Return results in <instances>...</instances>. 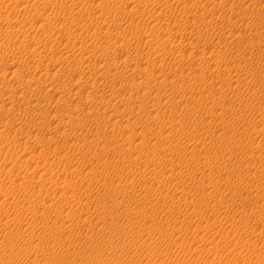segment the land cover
I'll return each instance as SVG.
<instances>
[{
	"label": "rangeland",
	"instance_id": "1",
	"mask_svg": "<svg viewBox=\"0 0 264 264\" xmlns=\"http://www.w3.org/2000/svg\"><path fill=\"white\" fill-rule=\"evenodd\" d=\"M226 1L227 0H225V3ZM155 2L154 4H161L160 2L158 3V0ZM243 3L244 0H228L225 5L226 9L216 8L213 17L207 16L206 19H208L202 22L204 25L202 26V24L198 23L197 25L199 26L192 31L195 36L200 35L199 37L204 39H202L200 43L194 40L192 46L195 43H198L200 46L205 45L210 47L209 51L212 50L213 52H216L219 50L218 54L221 56V58H219L221 60L216 61L217 65L220 66V68L235 66L234 70L239 74L242 73L241 77H243L244 72L246 73L245 76L248 83L242 88V91L239 92L240 104L238 106L234 105L230 111L223 110L220 117L224 124L222 128L214 129L203 127L199 130H191L189 128L177 129L174 139L178 140L177 143L180 144L182 149H186V156L180 158L179 165H175L176 161L173 154H167L164 163L160 161L157 162V157L151 148L152 146L148 145L147 142L139 145L138 142H132L125 137L127 134H133L135 132H142L145 137L151 135L153 139L159 136L168 137L169 135L167 134V131L160 132L155 130V123L153 121H145L144 112L138 113L136 116H128L125 112L121 111L123 106L119 102H101L99 96L105 95L107 86H109L110 83L104 87L98 83L92 84V80L90 79L87 88H82L81 91L74 94V90L71 89L72 87L65 82V76L68 73L66 72L67 64L63 63L62 66H57V71L60 72L57 73V81L59 80L57 85L56 83H51V85H48L45 88L39 87V90H37V87L34 85L47 83L51 78L53 69L50 68L48 75L47 72L40 75V70H36L35 73H33L34 62H32L30 56L22 57L20 61L15 63V66H17L13 69H16L18 73L23 75H26L28 72L33 73L34 79L31 84H27L24 87L15 79H9L7 76H0V93L10 92L14 95L24 93L26 95L24 97L25 100H28L30 97V100H32L31 103H34V105L32 104L33 109L36 111L40 110L39 118L44 114L41 121L40 119L38 121L37 117L32 121L28 115L26 116V114L21 113V111H17L15 106H13L12 109H8V111L0 109V145L5 143L4 141L6 139V141H13L14 147L21 148L23 145L26 146V148H31V150H27L29 153L27 154V157L29 156L33 158V162H35V165L32 163V165L28 164L29 166H27V168H20L18 174L19 177H21L22 174L30 176H36L38 174L36 171H31H34L33 168L36 165V168H40L43 163L46 164L47 162H37L34 153L35 151L32 150V146L34 144L47 146L46 143L52 138L54 143L50 140L48 144L50 146L48 147H52L57 151V157L61 162L58 165L59 161L57 159L56 169L54 161L50 160V163L48 162V164L52 167L46 164L49 171L46 172L44 177L52 175V169L53 173L58 170L57 179L62 180L63 178L65 180L62 182H68L67 180L72 179L75 174L78 173V176L81 178L86 189L90 190L99 199L104 197L106 200L111 201V206H109L111 207L110 209L103 210L99 208V210L91 212L89 216L86 215L88 220L85 222V225L88 224L90 227H95V229L98 230H95L97 235L94 232V234L87 235L83 230H79L73 231V234H59L60 237L72 235L74 238L73 244L82 245L89 244L94 239H105L103 238V234H105L106 231L112 232V240H114L117 235L124 238V233L127 232L133 233L134 235L136 233V237H139L141 240L146 238L144 241L145 244L150 245L142 251L132 250V247L128 246H124L118 250V253L122 256L128 254L129 257H125L124 262L128 261L129 264H159L160 262H162L161 264H264V123H253L255 117V121H259L260 119L264 120V61L255 62L256 60L254 61L253 59L252 63H247L245 61L237 63L238 61L235 59L234 51L236 50V47L234 42H232L235 36H239L241 39L240 41L243 43L249 40L260 46L261 49H264V11L257 9L259 5L264 6V0H255L254 5L250 6L245 12H243V18L228 10L233 8L232 10H235L234 12H236L237 7ZM109 4L110 3H106V6ZM132 4H123L122 7L124 10L126 9L125 11L130 10L132 7L138 10L140 9V7L137 8L135 4L134 6H132ZM209 5L208 7H210ZM157 6L158 7L156 8L159 10L160 5ZM107 8L109 9V7ZM181 8L182 5L177 7L174 5L170 10L169 8L162 9L160 7L166 15L163 14L164 17H162L165 18V20L160 18V20H157V23L154 22V24L156 23L155 29L156 31L158 30L157 33L165 27L171 26L173 23L176 24V22H182L181 28L184 29L185 27L186 29L187 26L184 24L192 22L195 17V21L198 20L197 18H199V14L202 13L203 9L194 10L186 15L183 13L184 16L179 13L182 10ZM49 10L51 9H48V11ZM59 11L62 14L65 12L64 9L57 7V12ZM136 12L127 16V19L125 18L126 20L123 19V21H120L122 28L119 31L120 33L118 32L117 34L120 37L116 35L117 32H113L114 36H117L118 38L125 36V34L128 36L129 33L126 28L131 19H134V22H141V29L134 30L136 32L133 31L134 37L141 39L140 37L149 34V30L148 28L146 30L145 26L146 24H152L148 21L145 13H142L141 15L138 13L139 11L136 10ZM113 14L114 13L111 12L110 18L113 17ZM217 15L220 16L218 17ZM115 16L116 18L118 17L117 19H120L119 17L121 15L114 14L112 19H115ZM251 16H254L256 19L253 20ZM182 18H184V20ZM210 19L212 22H210ZM230 21L232 22L230 23ZM122 22H124L125 25ZM215 26H218L217 29ZM142 27L145 30H143ZM57 30H60V32L57 31L59 32V34L57 33V37L59 38L61 37L59 35L63 33L64 28ZM259 31H261V33ZM143 32H145V35H142ZM131 36L132 34L129 37ZM137 47L141 48V46L138 45ZM180 47L179 44L174 43V45L170 47V49L172 48L170 51L178 52L185 50L182 48L180 49ZM138 48L137 51L139 50L140 52V49ZM31 49L34 50L32 47ZM192 50H194V48ZM185 51L188 53L190 50L187 51L186 49ZM185 51H183L184 54H186ZM58 54H60V52ZM58 54L57 56H59ZM248 54L252 57L256 56L255 51H249ZM124 55L125 57H122ZM133 55V52H127L121 55L119 60L121 61L125 58V67L131 68L129 65L132 66L135 62ZM208 56L210 55L204 54V56H202L203 58L200 57L198 61L196 60L197 62H195L194 67L188 66L187 62L184 60L178 63V68L173 66L175 69L170 70L167 76L169 85L176 90L178 89L173 97L168 96V92L164 90L154 93V82L150 80L148 72L146 74L148 82L143 83V85L140 83L137 88L138 91L134 90L136 91L134 92L130 88L124 89L120 92V97L122 99H127L129 97H127V95L130 91V95L132 92V96L130 97H135L136 99H134L137 100L136 102H139L140 97L137 98V96H139V94L141 96V93L148 89L151 90L152 93L144 102V107L147 109H151L152 107L150 116H152L158 109L164 110L163 107H165L166 101L171 102L174 100L178 106L175 108L168 107L164 112L168 113L169 110H171V113H174V121H182L184 123L188 121L192 124L203 123L209 120L212 114H217L219 110L216 107L220 106V103L216 104L215 108L207 106L202 114H199L198 111H196L198 110L197 106L201 105V103L199 104V100H197L195 94H211L214 89L220 87L219 83L214 84L213 88L208 84L211 80L210 75L205 78L204 83L192 81V79L198 76L196 74L200 72V69L204 67L206 63L205 61L211 63V58ZM151 57L152 56H150V59H153V57ZM93 58L94 57L91 56L92 60H94ZM57 59L60 58L57 57ZM142 62H144V60H142ZM45 63V60L40 62V69L48 71L49 65H46ZM127 63L130 64L128 65ZM195 66L198 67L195 68ZM127 68H125V70ZM165 68L166 67H164V69ZM121 69L123 70V68H120L118 71H122ZM61 71H63V74H61ZM165 72H167L166 69ZM233 74V72L223 73L221 82L227 83V80L233 78ZM261 74L263 76H261ZM85 75L88 76V74L85 73H80L79 76L86 77ZM59 77L60 79H58ZM255 83L258 84V87L255 86ZM62 85L63 89L61 88ZM48 89L49 93L44 95L45 90ZM134 89H136V87ZM133 93L137 95L135 96ZM190 94L194 95V97H188ZM63 105L67 107H64ZM68 105L70 106V109ZM71 107L72 109L73 107L75 108L72 110ZM250 110H258L259 113L256 116L250 113ZM44 112H46V114ZM60 113L62 114L60 115ZM52 114L54 115V118ZM85 114H88L89 120H92L91 122H88L87 125L85 124V126L78 128L79 123L84 120ZM61 116H63L62 119ZM27 119L30 122H27ZM68 120L69 122H75L74 128L68 126ZM19 121H25L26 128H29L31 125L36 126L38 123L40 124V127H44L41 128V130L43 129L44 131L42 130L40 133L41 136L39 134L35 135L36 139H34L35 136L34 133L31 134L32 132L29 133L31 134L30 136L29 134L27 136L26 132H22L21 135L15 131V128H10L8 126L6 128L3 127V124L10 125L11 123L15 125L19 123ZM28 123L30 124L28 125ZM38 124L37 126L39 127ZM172 124L174 123L169 120L164 128L168 129L167 126ZM123 126H126V128H122ZM173 126L177 128V126ZM253 126L255 127L254 129ZM27 132L29 131L27 130ZM84 132L95 135L98 134L99 137L106 133L108 136L107 142H103L102 138L98 141L93 140L90 136L85 138ZM43 133L46 135H43ZM145 139L147 140V138ZM42 143L45 144L43 145ZM75 143L76 146L78 144L79 150L77 149V153L80 151L84 156L87 155L86 159H80L76 155L77 150H73V148H77L74 146ZM162 146L168 145H158L157 148H161ZM13 152H15V154ZM13 152H9L12 153V155H10V157H12L10 158L11 160L5 164L6 167L14 164L20 155L18 154L17 149ZM14 156H16V158ZM14 159L15 161L13 162ZM212 159L215 160L214 164L212 163ZM108 161H112L113 164H108ZM163 164H165V166H163ZM128 165L139 171L120 181H115L114 183L117 187L110 188L108 186L109 181H107V178L103 175L122 172L127 170ZM160 165L163 170L161 167L159 168ZM222 165L231 169L237 177L233 180L231 179L229 182L227 173L220 169ZM63 169L73 170H67L64 172ZM170 169H173L175 173L180 174H185L188 170H191L194 173L191 180H182L173 176L168 182L166 181L164 183L163 188L170 190L169 194L173 198L172 201L165 202L161 200V198L157 197V191L150 190L148 187L141 191H135L130 197L122 196V188L128 186L130 182L132 187H136L140 182L142 184L143 182H162ZM204 169H209V172H204L203 174L200 173V171ZM159 171L161 172L158 173ZM93 174L100 175V177L93 181L91 179ZM52 176L54 178L56 175L54 174ZM221 178H225V180H221ZM197 180H200L203 187L198 186ZM23 185L24 187H27L28 182L25 181ZM181 187H183V193L178 192ZM81 188H83V186H81ZM133 189L136 190L135 188ZM221 189L224 190V199L220 204L215 196ZM65 190L66 189L62 186H59L53 197L55 210L53 209V211H46L47 213L43 212L37 214L36 220L44 221L47 217L48 219L45 220H49V218L50 220H53L56 216L57 220H60L61 216L67 212L72 222L79 226L77 217L81 215V213L74 208L66 209L59 204L60 200H70V194L65 193ZM49 191L50 189L47 190V192ZM198 194H200V196ZM169 204L171 208H168ZM7 206L5 205L4 208L7 210L12 209L11 206ZM86 216L83 217L86 218ZM231 225L237 226L238 229L240 227V229L231 234V232H228V230H232ZM98 228H102V231ZM77 232L78 234L76 235ZM84 233L86 235H84ZM242 233H244V235ZM78 235L80 236L78 237ZM48 240L52 239H44L42 241L43 249L44 251L49 252L53 258L57 256V264L60 258H63L64 256L67 257L68 254H72L73 256L77 255V257H80V259L85 262H89L90 258L94 256L89 253L90 251L85 252L81 249L76 250V248H70L68 244L54 245L53 248H49L50 245L45 242ZM17 245L21 246L20 243ZM129 245L132 246L131 243ZM152 246L159 248L161 251H155ZM121 255L120 258L123 259ZM106 257L110 259L109 261L114 262L115 255L113 253H108Z\"/></svg>",
	"mask_w": 264,
	"mask_h": 264
},
{
	"label": "bare ground",
	"instance_id": "2",
	"mask_svg": "<svg viewBox=\"0 0 264 264\" xmlns=\"http://www.w3.org/2000/svg\"><path fill=\"white\" fill-rule=\"evenodd\" d=\"M155 1L157 0H0V76L2 77L7 76L9 79H15L25 87L27 84H31V82H33L34 79L33 73H35L36 70H40V75H43L45 72H47L48 75L50 72V68H52L53 72L51 73V78L47 83L41 85H34L37 87L36 89L39 90V87L45 88L46 86L51 85V83H56L57 85V82L59 81V80L57 81V75H58L57 73H60L57 71V66L59 67L62 66L63 63H66L67 64L66 72L68 74L65 76L66 77L65 82H67L68 85L72 87L71 89L74 90V94H77L79 91H81L82 88H87L90 79L92 80V84L98 83L100 85H103L104 87H106L107 84L110 83L109 86H107V91L105 92V95L99 96L101 102H105V103H109L110 101H113L114 103L119 102L123 106L121 111L125 112L128 116H136L138 113L144 112L145 121H149V120L153 121L155 123V130H158L160 132L167 131V134L169 135L168 137L159 136L153 139L151 135L145 137V135L142 132H135L133 134H127L125 137L131 140L132 142L135 143L138 142L139 145H142L144 144V142H147L148 145L152 146L151 148L153 150V153L157 157L156 160L157 162L160 161L164 163L165 156L167 154H173L176 161L175 165H179L180 158L182 156H186L185 153L186 149H182L180 147V144L177 143L178 140L174 139L177 129L189 128L191 130H199L200 128L203 127L214 128V129L222 128L224 124L220 117L223 110L230 111L234 105L238 106L240 104L239 92L242 91V88L248 83V81L246 80V76H245L246 73L244 72L243 77H241L242 73L241 74L237 73L234 70L235 66L232 67L227 66L225 68L221 67L222 68L221 69L220 66L217 65L216 61L221 60L219 59L221 58V56L218 54L219 50L216 52L210 50L211 51L210 52L209 51L210 47H207L205 45L200 46L198 45V43H195L192 46V42H194V40L200 43L203 39L199 37L200 35L195 36L194 32L192 33L193 29L199 26L197 25L198 23L202 24L203 26L204 23L202 22L208 19V18L206 19L207 16L213 17L215 15L216 8L226 9L225 5L228 0L226 1V3L225 0H164V1L158 0V3L160 2L161 4H154ZM254 2L255 0H244V3L241 4L239 7H237L236 12H234L235 10L234 11L232 10L233 6L231 7L232 9H228V8L227 9L230 10V12L235 13L237 16H241L243 18L244 17L243 12H245L250 6H253ZM106 3H110V4L106 6ZM127 3L128 4L133 3L132 6H134L135 4L136 7L137 8L140 7V9L138 10L132 7L133 9L130 8V10L125 11L126 9L124 10L122 5L123 4L126 5ZM137 5H142V6H137ZM157 5H160L162 9L169 8V10L170 8H173L174 5H176V7L182 5L181 8L182 10L179 13L180 14L185 13V15L188 14L189 12H193L194 10L196 11L197 9L200 10L201 8L203 9H202V13L200 12L201 14H199V18H197L198 20L195 21L196 18L195 17L193 19L194 21L192 20V22H189L188 24H184L187 26L186 29L185 27L184 29L181 28L182 22L181 23L176 22V24L173 23L171 24V26L165 27L164 29H162L160 32L157 33L158 30L156 31L155 24L158 22L157 20H160V18L164 17L163 14L166 15L164 11L160 9V7L159 10L156 8L158 7ZM208 5L210 7H208ZM57 7L64 9L65 10L64 14H62L60 11L57 12ZM107 7H109V9ZM48 9L51 10L48 11ZM257 9H259L260 11H264V6L259 5ZM136 10L139 11L138 13H140L141 15L142 13L143 14L145 13L148 21L152 24V25L146 24L145 26L146 30L148 28L149 34L145 35V32H143L142 35L144 34L145 36L140 37L141 39L134 37L133 34L134 32H136L134 30L141 29L140 28L141 22L139 21H138L139 23L134 22L133 21L134 19L133 20L131 19L126 28L127 32L129 33L128 36H126L125 34V36L123 37L121 36V38H118L117 36L119 35L117 34L122 28L120 21H123V19H125L127 16L132 15L134 12H136ZM111 12L119 16L121 15L119 17L120 19H117L118 17L116 18V16L115 19H112L114 17V14L113 17L110 18ZM217 16L219 17L220 15ZM251 18H253V20L256 19L254 16H251ZM163 19L165 20V18H162V20ZM182 19L184 20V18ZM154 22L156 23L154 24ZM210 22H212V20ZM231 22L232 21H230V23ZM212 27L214 28V26ZM60 28H64V30L63 33L59 35L61 37L58 38L57 33L59 34L60 30L57 29ZM143 30L145 29L143 28ZM113 32H117L116 33L117 36H114ZM259 32L261 33V31ZM131 34L133 37L132 36L129 37ZM240 40L241 39L239 36H235V38L232 40V42H234L236 47V50L234 51H235V59L238 61L237 63H240L242 61H245L247 63L249 62L252 63L253 59L254 61L256 60L255 62L264 61V49H261L260 46L254 44L249 40L244 43ZM174 43L179 44V46H181L180 49L182 48L185 50L187 49V51L189 50L190 51L186 53V51L183 50L185 51L186 54H184L183 51H178V52L170 51L172 49V48L170 49V47L173 46ZM137 45L141 46L142 49L138 48ZM31 47L34 48V50L31 49ZM137 48L140 49V52L139 50L137 51ZM193 48L194 50H192ZM249 51H255L256 56L252 57L250 54H248ZM59 52L60 54H58ZM127 52L134 53L133 55L135 59L134 64L131 66L129 65L130 63L129 64L127 63L131 68L125 67L126 64V62L124 61L125 58L123 59L121 58L122 59L121 61L119 60L121 55ZM57 54L59 56H57ZM204 54L210 55L208 57L211 58L210 59L211 63L205 61L206 63L204 67L200 69V72L196 74L198 76L192 79V81L193 82L197 81L198 83H204L205 78L208 75H210L211 80L209 81L208 84L212 88L214 87V84L216 83L220 84V87L214 89L211 94L210 93L207 95H201L199 93L195 94L197 100H199V104L201 103V105L197 106L198 110H196L198 111L199 114H202L203 110L207 106L215 108V105L220 103V106L216 107L219 110V112L214 115L212 114L209 120L200 124L197 123L192 124L188 121L186 123L182 121H174V113H171V110H169L168 113H164L166 108L168 107L175 108L178 106L174 100H172L171 102L166 101L165 107H163L164 110L158 109L157 111H155V113L152 116H150L152 107L151 109H147L146 107H144V102L149 98L150 94L152 93L151 90L148 89L147 91L141 93L142 94L141 96L140 94L139 96H137V98L140 97L139 102H136L137 100H135L136 99L135 97L133 98L130 97L132 96V92L131 95L129 94L130 91L129 93L126 92L128 93L127 97L129 96L127 99H122L120 97L121 95L120 92L122 90L130 88L131 90L134 91L137 90L140 83L143 85V83L148 82L146 77L147 72L148 75L150 76V80L154 82V93L157 91L159 92L160 90H164L168 92V96L173 97L178 89L176 90L169 85L167 81L168 72L170 70H174L175 68H178L179 65L178 63H180V61L182 60L187 62L188 66L194 67L195 62H197L200 59V57L204 56ZM25 56H30L32 58V62H34V67H33L34 71L33 73L28 72L26 73V75H23L18 73L16 69L13 68L17 66V65L15 66V63L20 61L21 58ZM91 56L94 57L93 58L94 60L91 59ZM150 56H152L153 59H150ZM57 57L60 59H57ZM122 57H125V55ZM44 60L46 61L45 64L49 65L48 71H45V69L43 70L40 69V65H41L40 62L41 61L43 62ZM142 60H144V62H142ZM173 66L176 67L174 68ZM164 67H166L165 69L167 70V72H165ZM197 67L198 66H195V68ZM120 68H123V70L121 69L122 71H118V69ZM125 68L127 69L125 70ZM231 72L234 73L233 78L227 80L228 81L227 83L221 82L222 74L231 73ZM80 73L88 74V76L85 75L86 77L84 76L81 77L79 76ZM61 74H63V71H61ZM261 76L263 75L261 74ZM58 79H60V77ZM255 86L258 87V84L255 83ZM135 87L136 89H134ZM61 88L63 89V85ZM48 91L49 89L45 90L44 95L46 93H49ZM25 96L26 95L24 93L17 95H14L13 93L10 92L0 93V103H1L0 109L2 110L4 109L5 111H8V109L10 108L12 109V107L15 106L17 111H21V113L26 114V116L28 115L32 121H34L36 117L38 121L39 119L41 121V118L42 116H44V114L42 113L43 115L41 116V118H39L40 110L39 111L34 110L32 106V104L34 105V103H31L32 100H30V97L28 100H25L24 98ZM188 97L193 98L194 95L190 94L188 95ZM74 108L75 107H73V109ZM249 112L256 116L259 113L258 110H250ZM44 113L46 114V112ZM61 114L62 113H60V115ZM62 117L63 116H61V119ZM84 117H85L84 120L81 123H79L78 128L85 126V124L87 125L88 122H91L92 120V119L89 120L88 114H85ZM255 119L256 117L254 118L253 123H264V120L262 119H260L259 121H255ZM169 120H171L174 124L167 126L168 129H165L164 126L167 124ZM24 122L19 121V123L15 125L11 123L10 125L3 124V127L6 128L8 126L10 128L11 127L15 128V131L18 132L19 134H21L22 132H26L27 136L31 132H32L31 134L34 133V136L37 134L41 136L40 133L43 130V129L41 130V128L44 127H40V124L37 123L39 127L36 124V126L31 125L29 128L28 127L26 128V124ZM27 122L30 121H28L27 119ZM29 124L30 123H28V125ZM74 124L75 122H69L68 120V126L74 128ZM173 125L177 126V128H175ZM122 128H126V126H123ZM254 128L255 127L253 126V129ZM26 129L29 132H27ZM84 133H85L84 134L85 138L90 136L93 140H97V141L102 138L103 142H107L108 136L106 135V133H104L101 137H99L98 134L95 135L86 132ZM31 134H29V136ZM46 134L43 133V135ZM145 138H147V140ZM34 139H36V136ZM50 140H52V138L49 139V141ZM49 141L48 143H46L47 144V146L45 145L46 147L42 145L34 144L32 146V150L35 151L34 153L36 155L37 162H41V163L47 162L46 164L50 165L48 164V162L50 163L51 160L54 161L56 168L57 159L59 161L58 165L60 164L61 160L57 157V151L52 147H51L52 149L48 147L50 146L48 145ZM4 142L5 143L0 145V264H57V256L53 258L49 252L44 251L42 245V241L44 239H52L45 241L46 244L50 245L49 248H53L54 245L58 246L59 244L60 245L68 244L70 248H76V250L81 249L84 250L85 252L90 251L89 253L91 255H94L90 258L89 262L87 261L85 262L81 260L80 257H77V255L73 256L72 254L71 255L68 254L67 257L64 256L63 258H60L58 264L60 263L129 264L128 261L124 262L125 257H129L128 254L126 256H122L121 254L118 253V250H120L124 246H128V247H132L131 248L132 250L142 251L150 245V244L148 245L145 244L144 241L146 240V238L144 240H141L139 237L135 236L137 235L136 233L134 235L133 233H128V232L124 233V238H121L120 236L117 235L115 239L112 240V232L106 231V233L103 234L104 235L103 238L105 239H99V238L94 239L91 242L89 241L90 242V243L88 242L89 244H82V245L73 244L74 238L72 237V235L71 236L65 235L64 237H60V235H63V233L73 234L72 233L73 231H79V230H83L87 235H90L93 232L95 233V230H97L95 229V227H90L88 224L85 225V222L88 220L87 216H89L91 212L95 210H99V208L103 210L110 209L111 207L109 206H111V201L106 200L104 197L102 199H99L90 190L86 189L81 178L78 176V173H76L72 179L67 180L68 182H62L63 180H65L63 178L62 180L57 179L58 170L55 171V169H54L55 171L54 173H53V169L51 170L52 173L50 172L52 175L54 174L56 175L54 178L52 175H48L47 177H44L46 175V172L49 171L47 165L44 163L40 168H36L37 166L36 165L33 168L34 171H31V172L36 171L38 173L36 176L22 174V176L19 177L18 174L20 168L22 169L27 168V166H29L30 164L32 165V163L33 165H35V162H33L34 159L29 156L27 157V154H29L27 150H31V148H26V146L23 145L21 146V148L14 147V142L11 140L6 141L5 139ZM51 142H53V140ZM158 145H168V146H162L161 148H157ZM74 146L77 147L76 149L73 148V150L76 151L78 149V144L76 146L75 143ZM16 149L18 151V154H20L19 157L17 158V161H15V159L13 160V162L15 161L16 163L15 162L14 164L11 163L12 165L6 167L5 164L8 163L9 160H11L10 158L12 157V156L10 157L12 153L9 152L10 151L13 152L14 150L16 151ZM78 150L76 151V153L78 152ZM13 153L15 154V152ZM76 155L83 160L87 158V155L84 156L83 154L80 153V151ZM14 157L16 158V156ZM107 163L113 164L112 161H108ZM212 163L213 164L215 163L214 159H212ZM163 166H165V164H163ZM50 167L52 166L50 165ZM160 167L161 165L159 166V168ZM220 169H222L224 172L227 173L229 182L231 181V179L233 180L237 177V175L234 174V172L231 169H228L225 165H222ZM63 170L64 172H66L68 169H63ZM72 170L73 169H69L68 171H72ZM137 171L139 170L136 168H132L131 166L128 165L127 170H124L122 172H114L111 175L104 174L103 176L107 178V181H109L108 186L111 188V187H117V185L114 183L115 181H120L128 177L129 175L136 173ZM161 171H159L158 173H160ZM204 172H209V169H204L200 171V173L202 174ZM193 174L194 173L191 170H188L185 174H180V173H175L173 169H170L168 170L167 176L163 178L162 182H158V183L143 182V184L140 182L136 187H132L130 182L128 186L122 188L123 190L122 196L130 197L135 191L138 190L141 191L144 188L148 187L150 190L157 191L158 193L157 197L161 198V200L165 202L172 201L173 198L169 194L170 190L163 188L164 183L166 181L168 182L173 176H176L177 178H180L182 180H191ZM99 177L100 175L93 174L91 179L95 181ZM221 180H225V178H221ZM25 181L28 182L27 187H24L23 185ZM197 182L199 187H203L200 180H197ZM59 186H62L64 189H66L65 193L70 194V200L67 201L60 200L59 204L65 207L66 209L74 208L81 213V215L77 217L79 226H77L74 222H72L67 212L64 215L61 214L62 216L60 220H57V216L56 217L54 216L55 218L54 219L52 218L53 220H50V218L49 220H45L48 219V217L45 218L44 221L36 220L37 214H41L43 212L45 213L46 211H53L55 207L53 197L55 196V192L58 190ZM81 186H83V188H81ZM133 188H135L136 190H134ZM48 189H50L49 192H47ZM182 190L183 187H181V189L178 192L183 193ZM198 195L200 196V194ZM215 198L221 204L224 199V190L221 189L220 191H218L216 193ZM5 205L11 206L12 209L11 210L5 209L4 208ZM168 208H171L170 204L168 205ZM55 213L57 214L56 211ZM83 216H86V218ZM98 229L102 231V228H98ZM231 229L233 231L228 230V232H231L232 234V232H237L240 229V227L238 229L237 226L231 225ZM85 233L84 235H86ZM77 234L78 232L76 233V235ZM95 234L97 235V233ZM242 234L244 235V233ZM79 236L80 235H78V237ZM19 243L21 244V246L17 245ZM130 243L132 246L129 245ZM152 248L155 251H161L159 248L155 246H152ZM108 253H113L115 255V258L113 260L114 262L109 261L110 259L106 257ZM120 255L123 259L120 258ZM161 263L162 262H160L159 264Z\"/></svg>",
	"mask_w": 264,
	"mask_h": 264
}]
</instances>
